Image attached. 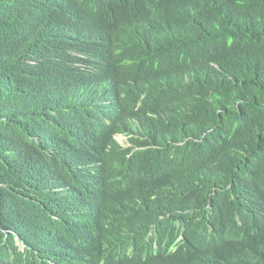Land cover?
Instances as JSON below:
<instances>
[{"label":"trees","instance_id":"1","mask_svg":"<svg viewBox=\"0 0 264 264\" xmlns=\"http://www.w3.org/2000/svg\"><path fill=\"white\" fill-rule=\"evenodd\" d=\"M0 264H264V0H0Z\"/></svg>","mask_w":264,"mask_h":264},{"label":"rangeland","instance_id":"2","mask_svg":"<svg viewBox=\"0 0 264 264\" xmlns=\"http://www.w3.org/2000/svg\"><path fill=\"white\" fill-rule=\"evenodd\" d=\"M117 139L124 140V139H126V136L123 134L117 135Z\"/></svg>","mask_w":264,"mask_h":264},{"label":"bare ground","instance_id":"3","mask_svg":"<svg viewBox=\"0 0 264 264\" xmlns=\"http://www.w3.org/2000/svg\"><path fill=\"white\" fill-rule=\"evenodd\" d=\"M119 135V134H118ZM117 137V136H116Z\"/></svg>","mask_w":264,"mask_h":264},{"label":"clouds","instance_id":"4","mask_svg":"<svg viewBox=\"0 0 264 264\" xmlns=\"http://www.w3.org/2000/svg\"><path fill=\"white\" fill-rule=\"evenodd\" d=\"M121 135V134H120Z\"/></svg>","mask_w":264,"mask_h":264}]
</instances>
